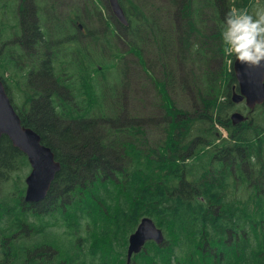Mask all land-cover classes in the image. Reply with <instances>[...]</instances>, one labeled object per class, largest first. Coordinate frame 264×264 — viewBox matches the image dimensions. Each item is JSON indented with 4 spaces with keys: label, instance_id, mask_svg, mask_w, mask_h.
<instances>
[{
    "label": "trees",
    "instance_id": "obj_1",
    "mask_svg": "<svg viewBox=\"0 0 264 264\" xmlns=\"http://www.w3.org/2000/svg\"><path fill=\"white\" fill-rule=\"evenodd\" d=\"M18 1L0 65L20 99L0 78L60 170L45 200L25 202L26 156L0 139V264H126L144 216L164 238L129 264H264V115L221 116L237 84L219 25L237 0H118L117 28L89 0ZM143 122L163 135L149 142ZM60 222L78 235L67 251L47 238Z\"/></svg>",
    "mask_w": 264,
    "mask_h": 264
},
{
    "label": "water",
    "instance_id": "obj_2",
    "mask_svg": "<svg viewBox=\"0 0 264 264\" xmlns=\"http://www.w3.org/2000/svg\"><path fill=\"white\" fill-rule=\"evenodd\" d=\"M113 15L126 25L127 21L118 0H108ZM233 72L238 84V91L231 95L233 103L245 99L249 111L256 105L264 103V68H247L239 62H233ZM246 116L233 112L230 119L233 125L244 121ZM6 136L14 148L19 149L27 157L31 170L25 177L26 189L24 201L39 203L46 199L51 183L60 170L59 161L47 145L42 144L40 135L30 127L21 123L20 117L13 108L11 101L0 80V139ZM163 233L150 217H142L135 229L128 236L126 264L131 256L138 253L147 241L161 244Z\"/></svg>",
    "mask_w": 264,
    "mask_h": 264
},
{
    "label": "rangeland",
    "instance_id": "obj_3",
    "mask_svg": "<svg viewBox=\"0 0 264 264\" xmlns=\"http://www.w3.org/2000/svg\"><path fill=\"white\" fill-rule=\"evenodd\" d=\"M59 6L64 7H70L75 5H80V0H55ZM91 1V4L93 5L94 10L96 13H98L104 20V22L109 27L117 28V25L115 24L117 21L112 16V11L109 6V3L107 0H89ZM125 1V0H124ZM254 0H237V6L238 8H249L253 4ZM125 4V2H123ZM126 5V4H125ZM22 6V2H19L18 0H0V55L7 50H11V47H13V39H14V33L18 30V17H17V10ZM90 10V8L88 9ZM77 24H80V22L77 21ZM119 50L122 51V48L117 45ZM70 49L72 51H75L74 46L70 45ZM71 56L68 57L70 59ZM228 60V58H227ZM65 61V58L62 59V62ZM228 63V62H227ZM5 66V65H4ZM2 73V74H1ZM0 75L1 77L7 82V84L10 87L11 93L20 99L21 97V90L18 89V82H17V75L14 72L12 68L3 70V67L0 65ZM141 100L140 98L138 99ZM148 99H144L140 102L139 105H133L130 108V111L128 113L129 117H136V111L137 106L140 105H147ZM232 103V102H231ZM240 111L244 115H247V110L244 107L243 103L234 104L232 103L230 109L223 112L221 111V116H227L230 118V115L235 112ZM146 113H144L145 115ZM154 115L160 116V114L155 113ZM264 115V107L256 108L251 114H249L248 120H257L259 123L262 121L260 118ZM144 123V130L146 132L145 138L153 143L155 142L161 135H163L161 129L160 132H158V135L155 134L152 129L150 128V125L147 122ZM220 131L223 134V137H226V131L222 128H219ZM30 169L28 168H22L21 170L17 171L14 174V177L16 180H24L26 175L28 174ZM30 211V210H27ZM51 230V231H50ZM17 237V233L14 235ZM75 236H78L73 232L72 229L68 228V226L65 223H57L50 226V229L47 233V238L56 246L62 249V251H67L73 243L76 242ZM11 244H14L15 242H10ZM6 246V245H4ZM0 254H1V248H0Z\"/></svg>",
    "mask_w": 264,
    "mask_h": 264
},
{
    "label": "clouds",
    "instance_id": "obj_4",
    "mask_svg": "<svg viewBox=\"0 0 264 264\" xmlns=\"http://www.w3.org/2000/svg\"><path fill=\"white\" fill-rule=\"evenodd\" d=\"M219 28L230 66L235 61L247 68H264V0H254L250 9L231 6Z\"/></svg>",
    "mask_w": 264,
    "mask_h": 264
},
{
    "label": "flooded vegetation",
    "instance_id": "obj_5",
    "mask_svg": "<svg viewBox=\"0 0 264 264\" xmlns=\"http://www.w3.org/2000/svg\"><path fill=\"white\" fill-rule=\"evenodd\" d=\"M29 209V208H28ZM29 210H31V209H29ZM32 211V210H31ZM0 246H1V243H0Z\"/></svg>",
    "mask_w": 264,
    "mask_h": 264
}]
</instances>
